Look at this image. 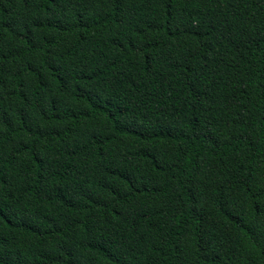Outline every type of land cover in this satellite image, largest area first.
Segmentation results:
<instances>
[{
    "label": "trees",
    "instance_id": "trees-1",
    "mask_svg": "<svg viewBox=\"0 0 264 264\" xmlns=\"http://www.w3.org/2000/svg\"><path fill=\"white\" fill-rule=\"evenodd\" d=\"M0 264H264V0H0Z\"/></svg>",
    "mask_w": 264,
    "mask_h": 264
}]
</instances>
